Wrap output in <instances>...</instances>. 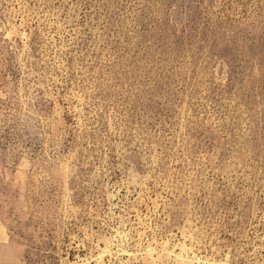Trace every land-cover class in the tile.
Here are the masks:
<instances>
[{
	"label": "rangeland",
	"instance_id": "374dc122",
	"mask_svg": "<svg viewBox=\"0 0 264 264\" xmlns=\"http://www.w3.org/2000/svg\"><path fill=\"white\" fill-rule=\"evenodd\" d=\"M0 264H264V0H0Z\"/></svg>",
	"mask_w": 264,
	"mask_h": 264
}]
</instances>
